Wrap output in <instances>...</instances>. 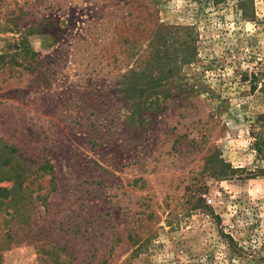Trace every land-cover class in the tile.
I'll list each match as a JSON object with an SVG mask.
<instances>
[{"label":"rangeland","instance_id":"1","mask_svg":"<svg viewBox=\"0 0 264 264\" xmlns=\"http://www.w3.org/2000/svg\"><path fill=\"white\" fill-rule=\"evenodd\" d=\"M0 264H264V0H0Z\"/></svg>","mask_w":264,"mask_h":264}]
</instances>
